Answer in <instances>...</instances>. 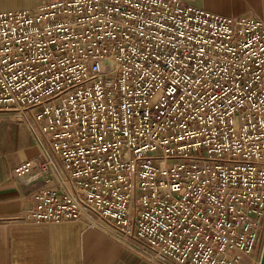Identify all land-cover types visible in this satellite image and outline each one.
<instances>
[{
    "label": "built area",
    "instance_id": "1",
    "mask_svg": "<svg viewBox=\"0 0 264 264\" xmlns=\"http://www.w3.org/2000/svg\"><path fill=\"white\" fill-rule=\"evenodd\" d=\"M0 114L41 157L37 222L82 220L153 264H236L264 218V21L185 0L0 11Z\"/></svg>",
    "mask_w": 264,
    "mask_h": 264
},
{
    "label": "crops",
    "instance_id": "2",
    "mask_svg": "<svg viewBox=\"0 0 264 264\" xmlns=\"http://www.w3.org/2000/svg\"><path fill=\"white\" fill-rule=\"evenodd\" d=\"M211 11L252 15L264 21V0H185ZM38 0H0V11L33 7ZM41 141L23 121L0 114V264H153L112 235L82 220L37 222L25 209L41 179L17 171L29 159L41 157ZM264 218L253 251L236 264H260Z\"/></svg>",
    "mask_w": 264,
    "mask_h": 264
},
{
    "label": "water",
    "instance_id": "3",
    "mask_svg": "<svg viewBox=\"0 0 264 264\" xmlns=\"http://www.w3.org/2000/svg\"><path fill=\"white\" fill-rule=\"evenodd\" d=\"M260 264H264V245H263L262 255L260 259Z\"/></svg>",
    "mask_w": 264,
    "mask_h": 264
},
{
    "label": "rangeland",
    "instance_id": "4",
    "mask_svg": "<svg viewBox=\"0 0 264 264\" xmlns=\"http://www.w3.org/2000/svg\"><path fill=\"white\" fill-rule=\"evenodd\" d=\"M263 233H262V235H261V239H260V244L263 242Z\"/></svg>",
    "mask_w": 264,
    "mask_h": 264
}]
</instances>
